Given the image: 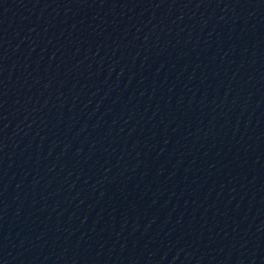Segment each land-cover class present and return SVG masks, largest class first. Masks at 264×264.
<instances>
[{"label": "water", "instance_id": "obj_1", "mask_svg": "<svg viewBox=\"0 0 264 264\" xmlns=\"http://www.w3.org/2000/svg\"><path fill=\"white\" fill-rule=\"evenodd\" d=\"M0 264H264V0H0Z\"/></svg>", "mask_w": 264, "mask_h": 264}]
</instances>
